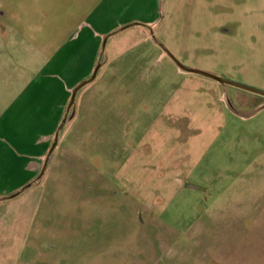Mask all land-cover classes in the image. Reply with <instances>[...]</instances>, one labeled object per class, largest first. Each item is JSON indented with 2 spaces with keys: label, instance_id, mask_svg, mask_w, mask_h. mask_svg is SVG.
<instances>
[{
  "label": "rangeland",
  "instance_id": "1",
  "mask_svg": "<svg viewBox=\"0 0 264 264\" xmlns=\"http://www.w3.org/2000/svg\"><path fill=\"white\" fill-rule=\"evenodd\" d=\"M149 1L154 34L112 36L38 181L0 201V264H264V97L161 48L264 92V0ZM5 20L0 112L46 63Z\"/></svg>",
  "mask_w": 264,
  "mask_h": 264
},
{
  "label": "crops",
  "instance_id": "2",
  "mask_svg": "<svg viewBox=\"0 0 264 264\" xmlns=\"http://www.w3.org/2000/svg\"><path fill=\"white\" fill-rule=\"evenodd\" d=\"M16 1L0 0V19L46 63L0 112V198L40 178L72 91L92 76L104 38L131 24L154 34L159 17L149 0ZM42 12L46 27L30 17Z\"/></svg>",
  "mask_w": 264,
  "mask_h": 264
},
{
  "label": "water",
  "instance_id": "3",
  "mask_svg": "<svg viewBox=\"0 0 264 264\" xmlns=\"http://www.w3.org/2000/svg\"><path fill=\"white\" fill-rule=\"evenodd\" d=\"M135 26H140V24H131V25H127V26H124L123 28H120L119 30L115 31L114 33L110 34L109 36H106L103 40V44H102V50H101V56H100V61L99 63L97 64L92 76L90 78H88L87 80H84L83 82H81L73 91H72V96H71V99H70V103H69V106H68V109H67V113L55 135V139H54V143L52 145V148L49 152V155L46 159V162H45V168L47 167V164L49 162V159L52 155V153L55 151V149L57 148L58 146V141H59V137L61 135V132L65 126V124L67 123L68 119L71 117V114H72V110H73V107H74V104H75V101H76V98L78 96V93L80 92L81 89H83L86 85H88L89 83H92L93 81H95V79L97 78L98 76V73L102 67V59L104 57V54H105V50H106V45H107V42L109 40V38H111L112 36L128 29V28H131V27H135ZM161 48L164 52V54L166 56H168L173 62L174 64L179 68V70L183 73H189V74H196V75H200V76H203V77H206L208 79H211V80H214L222 85H225V86H232V87H235V88H239L241 90H244V91H248V92H251V93H254L256 95H259L261 97H264V92H261V91H258V90H255V89H252V88H249V87H246V86H242V85H239L237 83H233V82H230V81H227L219 76H216L214 74H211V73H207V72H204V71H201V70H196V69H191V68H188L186 67L185 65H183L166 47H164L163 45H161ZM264 109V106L259 110H263ZM258 111V112H259ZM31 185H28L26 186L25 188H23L21 191L9 196V197H6V198H0V201H3V200H6V199H12L16 196H18L21 192H23L26 188L30 187Z\"/></svg>",
  "mask_w": 264,
  "mask_h": 264
}]
</instances>
